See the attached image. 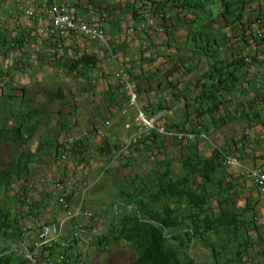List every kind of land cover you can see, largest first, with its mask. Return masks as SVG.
I'll use <instances>...</instances> for the list:
<instances>
[{
	"label": "crops",
	"instance_id": "obj_1",
	"mask_svg": "<svg viewBox=\"0 0 264 264\" xmlns=\"http://www.w3.org/2000/svg\"><path fill=\"white\" fill-rule=\"evenodd\" d=\"M151 1L158 0H57L73 16L101 28L106 39L102 42L82 33L51 36L46 0H0V205L13 209L21 198L36 201L42 223L59 222L66 215L56 199L65 195L72 209L94 215L86 220L93 229L83 233L91 239L117 219L124 208L121 192L137 193L153 178L158 161L170 159L177 169L174 160L187 144L204 156L217 147L238 158L240 166H225L216 172L210 185L215 208L210 211L242 212V218L264 236V202L252 178L242 174L243 168L264 166V123L251 121L242 105L244 98H252V92L244 97L236 94L237 100L219 114L226 115L225 121L218 122L216 115L208 123L209 133L199 134L190 143L166 139L160 150L150 151L146 138L136 149L124 145L126 138L139 133L148 136L149 130L134 122L138 110L159 118L158 126L163 122L187 124L181 96L188 91L195 96L191 82L207 67L205 58L190 52L194 45L187 38L193 31L190 22L198 18L201 24L205 11L176 9L168 3L162 9L168 19L160 23L142 9ZM216 10L215 5L214 14ZM136 13H144L143 18ZM82 56L93 57L94 65L74 71L66 67V61ZM173 66L179 69L166 74ZM119 69L127 72L137 93V107L128 106L129 93L115 75ZM169 81L177 83V88L167 86ZM104 141L118 145L119 152L99 156L95 149ZM76 145L81 149L72 156L67 149ZM69 221L54 242V254L66 251L70 264H88L96 248L84 245L83 240L69 247L73 235ZM22 247L19 242L13 244L15 260L23 256Z\"/></svg>",
	"mask_w": 264,
	"mask_h": 264
},
{
	"label": "trees",
	"instance_id": "obj_2",
	"mask_svg": "<svg viewBox=\"0 0 264 264\" xmlns=\"http://www.w3.org/2000/svg\"><path fill=\"white\" fill-rule=\"evenodd\" d=\"M151 3L144 5L148 9H142L160 23L168 19L162 10L168 3L176 9H202L206 12L203 14L207 16L203 17L201 24H198V18L190 22L193 31L187 34V38L194 45L190 52L205 58L207 67L191 82L195 96L189 91L181 96L186 103L189 122L181 125L163 122L162 126H158V118L155 129H150L147 137L142 133L136 135V141L127 146L128 150L136 149L145 138L150 141V151L160 150L166 139L183 144V141L190 143L196 140L201 133L208 134L210 119L215 121L216 115L224 112L229 102L237 100L235 96L238 94H244V97L249 92L253 93L251 99L244 98L242 105L246 106L251 121L264 123V0H158ZM46 4L49 6L51 0H46ZM215 5L216 14L213 11ZM136 15L143 18L144 13ZM94 63L93 57L82 56L66 61V67L74 71L91 67ZM177 69L173 66L166 74H172ZM167 86L175 89L177 83L169 81ZM122 88L127 92L124 85ZM178 96L175 93L174 98ZM225 116L219 115L218 122H224ZM159 127L188 137L178 140L160 132ZM80 149L76 145L67 150L76 156ZM119 150L118 145L104 141L95 152L109 157ZM227 156L230 155L225 148H212L210 155L204 156L187 144L185 152L174 160L177 169L173 168L170 159L158 161L153 178H148L137 193L121 192L126 198L123 197L124 208L119 210L116 220L110 222L103 232L93 234L91 239L83 237L84 232L93 229V225L85 221L80 228L81 234L76 237L71 235L69 247L73 242L83 240L84 245L95 246L96 252L106 253L112 244H125L134 255L132 264H198L191 254L194 243L200 239L204 244L213 233L220 237V241L206 242L210 245L207 250L213 258L212 264H249L257 259L264 264V236L251 222L242 218V212L219 209L217 214H212L210 211L215 208L211 206V197L215 194H212L210 185L214 184L216 172L227 166L224 162ZM61 197L66 201L65 195ZM59 198L56 199L58 203ZM17 202L18 206L13 209L0 205V264H34L24 257L23 252L31 250L42 226L52 223L40 221L36 210L38 202H28L25 198ZM216 203L219 207L222 204L220 195ZM93 218L91 213L88 221ZM79 221H69L72 231ZM27 222L31 223L30 227L25 226ZM18 242L23 245L18 248L23 256L15 260L12 246ZM55 246L54 243L43 246L35 257V264H40L47 257L56 261ZM7 250H10L9 253H4ZM63 254L70 259L66 251ZM57 264L70 262L57 261Z\"/></svg>",
	"mask_w": 264,
	"mask_h": 264
},
{
	"label": "built area",
	"instance_id": "obj_3",
	"mask_svg": "<svg viewBox=\"0 0 264 264\" xmlns=\"http://www.w3.org/2000/svg\"><path fill=\"white\" fill-rule=\"evenodd\" d=\"M48 12L50 14V24L47 27V32L51 36L65 37L74 33H82L92 39L105 42V34L101 28L90 26L84 19L73 16L67 10V8L59 4L57 0H51V4L48 6ZM29 14L31 15L32 13L29 12ZM115 75L122 81L129 93L128 106L137 107V93L131 87L127 72L123 69H119ZM123 112H126V110ZM134 122L144 129H155V119L152 117H147L141 110H138L134 118ZM125 127L129 128L130 124H126ZM159 131L168 136L176 137L178 140H182L186 137V135L181 132H168L164 127H159ZM135 141L136 136L134 135L130 138H126L124 140V145L127 147ZM224 162L227 166H240L238 159L234 156H227ZM242 167L243 166L241 165V168ZM242 174H246L252 178L259 198L264 202V166L262 165L256 166L254 168H243ZM59 203L62 205V208L65 211V220L43 225L38 231L35 240L33 241L31 250H24L23 252L24 257L34 264L36 263L35 257L37 256L39 250L43 246H51L56 241V239L59 238L66 220H81L79 221L80 223H78V225L74 226L72 236L76 237L82 232V230L80 231L82 224H84V222L91 216L89 211L82 210L80 208H77L76 210L72 209L63 197L59 198ZM55 257L56 261L47 257L43 259L40 264H57V261L59 263L69 262V259L62 253L56 254Z\"/></svg>",
	"mask_w": 264,
	"mask_h": 264
},
{
	"label": "rangeland",
	"instance_id": "obj_4",
	"mask_svg": "<svg viewBox=\"0 0 264 264\" xmlns=\"http://www.w3.org/2000/svg\"><path fill=\"white\" fill-rule=\"evenodd\" d=\"M2 98L0 97V125L2 124L1 105ZM1 154V147H0ZM208 243L217 242V237L212 233L207 237ZM206 242L204 244L200 239L195 241L191 250V254L197 259L198 264H212L213 258L207 249L210 248ZM134 255L127 247V245H110L108 246V252L101 254L95 252L91 255L88 264H132ZM249 264H262L259 259Z\"/></svg>",
	"mask_w": 264,
	"mask_h": 264
}]
</instances>
